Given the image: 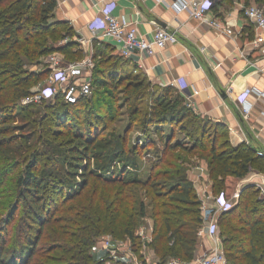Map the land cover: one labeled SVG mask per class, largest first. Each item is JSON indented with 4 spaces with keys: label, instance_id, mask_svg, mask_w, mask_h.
Wrapping results in <instances>:
<instances>
[{
    "label": "trees",
    "instance_id": "1",
    "mask_svg": "<svg viewBox=\"0 0 264 264\" xmlns=\"http://www.w3.org/2000/svg\"><path fill=\"white\" fill-rule=\"evenodd\" d=\"M57 4L0 0V157L13 159L0 166V183L19 168L0 200V218L3 211L8 210L9 217L20 211L25 223L22 240L13 235L8 244L12 220L0 219V264H105V258L91 250L104 234L130 237L146 264L135 233L145 217L153 221L149 245L160 264L171 257L193 259L202 200L188 176L187 155L202 149L213 192L231 196L248 173L264 172V152L248 142L234 145L228 123L195 112L173 86H153L145 73V78L132 76L138 70L130 58L116 54L110 62L102 46L116 48L100 40L93 43L94 75L97 71L120 81L126 78L135 98L148 96L150 89L153 107L146 111L142 134L133 144L129 130L136 118L121 132L113 128L105 133L108 124L100 126V114L84 115L82 105L92 101V94L70 102L58 92L48 100L24 103L51 72L48 67L31 69L33 63L54 51L78 57L83 53L78 40L60 42L77 31L70 20L56 18ZM72 113L74 126L68 120ZM17 116L32 129L15 134L9 121ZM178 128L186 130L190 145H182L175 136ZM56 134L66 138L60 140ZM151 145L150 173L144 176L141 156L150 153ZM218 224L229 264H264V198L255 184L242 187L236 203L218 214Z\"/></svg>",
    "mask_w": 264,
    "mask_h": 264
},
{
    "label": "crops",
    "instance_id": "2",
    "mask_svg": "<svg viewBox=\"0 0 264 264\" xmlns=\"http://www.w3.org/2000/svg\"><path fill=\"white\" fill-rule=\"evenodd\" d=\"M57 2L56 18L70 20L83 38L79 41L86 50L93 49L94 41L113 44L103 35V30L99 31L102 37H94L87 25L106 7L122 20L138 21L139 29L149 38L156 27L162 26L158 20L166 23L162 27L176 30L179 40L167 44L154 55L132 53L130 59L134 67L143 71L153 85L162 89L173 86L181 91L186 103H190L198 114L228 123L229 137L234 145L248 142L264 152V94L250 89L264 91V71L261 70L264 66V29L245 16L241 8L243 0H220L210 10L212 17L232 29L231 33L201 22L186 11L177 12L172 6L173 0ZM243 95L252 106L248 117L241 112ZM188 176L200 198L214 193L205 160L189 168ZM246 184H264V172L253 170L248 173L239 181L240 190ZM209 203L213 202L209 200ZM213 244L206 229L199 237L196 253Z\"/></svg>",
    "mask_w": 264,
    "mask_h": 264
},
{
    "label": "built area",
    "instance_id": "3",
    "mask_svg": "<svg viewBox=\"0 0 264 264\" xmlns=\"http://www.w3.org/2000/svg\"><path fill=\"white\" fill-rule=\"evenodd\" d=\"M218 1L220 0H173L172 6L177 12L186 11L191 17L201 22H207L212 26L225 30V32L231 33L232 29L230 27L223 26L218 19L210 15L212 6ZM241 8L249 20L258 28L264 29V4L255 2L249 4L242 3ZM87 25L90 27L94 37H102L99 31L103 30V35L107 36L113 42L118 53L125 58H130L134 52L154 55L167 44L175 43L179 40L176 30L160 25L152 31V35L149 38L139 29L138 21L122 20L109 7L103 8L101 14L89 21ZM75 35L78 40H83L77 33ZM55 55L52 54V61L48 67L51 69V72L46 84L31 96L24 98V102L42 101L44 98H52L59 91H62L65 99L70 102H76L81 96L91 94V70L94 66L92 53L81 61L68 63L65 67H60V59H57ZM261 70L264 71V66L261 67ZM250 89L259 95L264 94L263 90ZM240 102L242 114L248 117L252 108L251 104L244 95L241 96ZM256 186L259 189L261 197L264 198V184H256ZM240 191V186L238 185L236 191L231 196H226L224 192L205 194L201 198L202 225L199 235L204 234V231L207 229L213 238L214 244L201 253H196L195 257L189 261L182 260L178 257H171L162 264H229L219 237L217 216L221 211L231 208L236 203ZM209 200L213 203H209ZM153 233V224L142 226L138 232L144 248L147 246L150 248L149 243L153 240ZM125 249L128 252H133V250L129 251L125 247L123 240H115L111 237L102 238L99 244L95 246L96 251H105L110 254H115ZM151 253L156 257L152 264H160L152 248ZM126 255L129 254L127 253ZM145 259L149 260L148 257H145ZM134 264H142V262L135 259Z\"/></svg>",
    "mask_w": 264,
    "mask_h": 264
},
{
    "label": "rangeland",
    "instance_id": "4",
    "mask_svg": "<svg viewBox=\"0 0 264 264\" xmlns=\"http://www.w3.org/2000/svg\"><path fill=\"white\" fill-rule=\"evenodd\" d=\"M70 40H78L76 35L70 33L67 34L64 38L61 39V43H65L66 41ZM79 41V40H78ZM80 42V41H79ZM81 45V44H80ZM104 50L106 51V54L111 56L110 62H113L116 60V54H119L118 52L114 51L112 47L106 48L105 46H102ZM93 49H84L83 53L81 56H75V55H67L62 53L61 51H54L52 53H49L43 57H41V62L33 63L31 65V69L33 70H41L44 68L49 67L50 62L52 61V54H56L55 56L57 59H60L59 64L60 67H65L68 63L72 61H81L84 58H86L88 55H90L89 51H92ZM93 52V51H92ZM91 52V53H92ZM69 56V57H68ZM94 68V66H93ZM93 68L91 70V82H92V92H91V98L92 101L85 106L84 104L82 105L83 108V113L92 115L93 112L95 114H100V126H103L104 124H108V128L105 130L106 132H110L113 128H116L117 131H122L124 128L129 127L130 121H133L134 118H136L138 121H135L132 124V127L129 130V143L130 145L133 144V141L135 140L136 136L139 135L140 133L142 134V129L143 125L145 123V116H147L146 111L149 110V108L153 107L152 106V101L149 97V90L148 91V96L146 97H139L135 98V95L131 90L127 89L126 86V78L123 80H118V79H113L112 77L103 75L101 72H95ZM50 74V73H49ZM134 74H139L142 78H145L146 76L144 75L143 71H134L132 76ZM49 75L45 76L42 80L39 81V83L36 85L35 90H39L43 85L46 84L47 78ZM97 78V80L95 79ZM154 86V85H153ZM35 91V92H36ZM62 92V91H59ZM131 94V99H129ZM174 94V93H173ZM134 95V96H133ZM93 96V97H92ZM26 98V97H25ZM49 98H44L43 100H48ZM42 100V101H43ZM24 102V99H23ZM33 102V101H30ZM35 102H41V101H35ZM27 103V102H24ZM41 108L42 107H38ZM75 108H72L74 110ZM134 109L136 111H134ZM91 110L92 112H89ZM149 115L151 113H148ZM68 120L71 121V125L74 126L75 123V116L72 114H69ZM9 123L14 127V133L15 134H24L31 130L32 128L29 127L27 128L24 124L25 122L21 120L20 116L16 117V120L9 121ZM25 126V127H24ZM152 126L150 125V129H152ZM178 130V131H177ZM176 130L175 136L180 137V142H182V145H186L191 143L190 139L188 138L186 134V130H181L178 128ZM60 140L65 139L66 136L64 134H56ZM52 136V135H50ZM53 138V137H52ZM158 135L155 134L154 139H156L158 143L162 142L158 139ZM173 142L176 141V139L172 138ZM150 153L141 156V162H142V172L141 174L144 176H148L150 173V158H153L154 154V147L151 145L150 147ZM205 152L202 149H198L197 151H193L190 154H188V158L190 159L189 165L186 163V166H190V168L196 164L197 162L202 161L203 159L201 158V154H204ZM170 159V155L168 157H165V160ZM19 160V158H15V161ZM13 159L11 158H6V157H0V166L3 165H9ZM14 161V162H15ZM162 167H166V161L161 164ZM19 168H14L10 173L6 176V178L0 183V200L4 199V192L6 187L11 183V177L16 175L18 172ZM1 209V206H0ZM8 210L2 212V216L0 219H2L1 222L10 219L12 220L11 222V235L7 236L6 238V243L11 244L12 238L14 239H21V232L23 230V226L25 223L21 221L20 217V211L17 212L14 217H9L8 216ZM153 224V221L144 218V221L137 227L136 229V235L140 238L138 235V232L141 230L142 226L144 225H149ZM154 226V225H153ZM15 233V234H14ZM14 235V236H13ZM13 236V237H12ZM105 237H111L115 240H123L125 242V247L130 251L133 250V252H128L126 249L123 251H118L115 254H110L105 251H99L95 250V247H93L92 252L97 253V256L100 258V256L104 259L105 258V264H134V260L136 259L139 262L143 261V258H140L138 254L135 252L133 248V241L131 240L130 237H125V238H120V237H115L111 234H104L100 236L95 243L94 246H97L102 238ZM144 246V244L142 243ZM142 246V252H143V257L145 260L146 264H152L153 261H155L156 257L151 253V247L147 246L144 248ZM129 255H126V254ZM145 257H148L147 260Z\"/></svg>",
    "mask_w": 264,
    "mask_h": 264
},
{
    "label": "water",
    "instance_id": "5",
    "mask_svg": "<svg viewBox=\"0 0 264 264\" xmlns=\"http://www.w3.org/2000/svg\"><path fill=\"white\" fill-rule=\"evenodd\" d=\"M158 22L162 25V26H166V23L162 22V21H159Z\"/></svg>",
    "mask_w": 264,
    "mask_h": 264
}]
</instances>
